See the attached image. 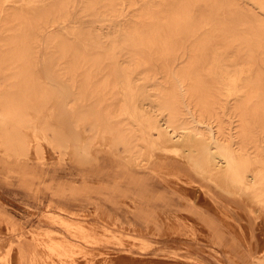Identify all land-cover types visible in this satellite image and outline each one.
I'll return each instance as SVG.
<instances>
[{
	"label": "bare ground",
	"instance_id": "bare-ground-1",
	"mask_svg": "<svg viewBox=\"0 0 264 264\" xmlns=\"http://www.w3.org/2000/svg\"><path fill=\"white\" fill-rule=\"evenodd\" d=\"M73 12L95 23L74 25ZM39 33L48 49L45 70L68 84L67 116L55 106L64 101L61 90L38 71ZM44 138L61 157L73 144L88 153L98 141L119 151L126 166L108 187L137 196L130 201L137 212L147 201L153 208L182 206L206 223L212 220L198 202H208L237 228L230 217L241 207L222 198L230 191L248 198L264 225V0H0L1 157L29 158L32 148L42 158ZM156 152L179 158L219 190L196 182L195 203L174 177L178 184L153 187ZM16 236L10 264H79L69 241ZM251 260L264 264V248Z\"/></svg>",
	"mask_w": 264,
	"mask_h": 264
},
{
	"label": "crops",
	"instance_id": "crops-1",
	"mask_svg": "<svg viewBox=\"0 0 264 264\" xmlns=\"http://www.w3.org/2000/svg\"><path fill=\"white\" fill-rule=\"evenodd\" d=\"M7 161L9 160L0 162V180L2 182L8 179L11 182L10 174L17 171H21L25 175L23 178L12 180L13 184L23 189L20 191L21 194L13 195L10 192L14 190L10 191L12 188L7 185L0 187V212L8 225L16 227L19 224L33 232L46 229L57 233L62 240L101 252L106 251L109 246L107 231L110 228L121 232V234H131L130 236L142 238L141 240L145 242H153L157 245H170V241L178 239L183 246L202 245L213 250L218 249L222 259L209 256L210 264H214V262L251 264V255H254L251 249L254 247L253 238L250 239L248 235L236 233V231H245L242 228L243 224L232 228L231 223L221 221L220 209L215 208L211 203L213 210L206 209L204 213L212 222L206 223L198 217L188 214V211H185L182 206L179 207V210L175 206L153 208L147 201L148 204L141 207L143 211L137 212L135 209H139V206L131 203V199L137 196H128L121 194L120 191L109 190L108 185L111 186L113 183L109 181L110 170L107 161L90 164L85 170H79L75 174L73 172V175L61 174L55 167L51 170V175H48L49 170H46L44 162L33 165L25 160L19 161V159L13 160L14 162ZM7 166H9L10 172L4 169ZM96 168L103 169L104 172L98 173ZM158 182L162 183V187L165 188L166 185L163 183H166V180H158ZM161 193L166 198H174L180 205L184 204L182 198L177 194L166 191ZM114 198L121 201L118 203L117 199L116 202L110 201ZM13 204L15 205L11 206ZM7 206L11 210L8 211ZM8 213L19 214L23 216V219L18 222L5 216ZM163 213L174 216L177 220L167 224L159 222L160 215ZM47 214L60 216L68 223L67 225L74 226L75 230L59 223L54 225V222H52L53 224L46 222L47 225H43L40 220H43V216ZM177 214L184 218L190 216L192 221L189 223L179 221ZM141 215L147 216V226L143 224L145 219ZM242 236L250 240H243ZM81 237H84V240H81ZM225 245L229 247L224 249L222 246ZM208 253L213 255L211 251ZM205 258L200 257V260L207 262Z\"/></svg>",
	"mask_w": 264,
	"mask_h": 264
},
{
	"label": "rangeland",
	"instance_id": "rangeland-1",
	"mask_svg": "<svg viewBox=\"0 0 264 264\" xmlns=\"http://www.w3.org/2000/svg\"><path fill=\"white\" fill-rule=\"evenodd\" d=\"M75 2H79V0H75ZM138 2H144V0H138ZM130 8H127L129 10ZM95 17L92 15H86V16H77L76 13L73 12L69 20H73L74 25H81L85 27H91L92 24L95 23L94 21ZM39 44L38 47L35 49V55L36 61H37V67L40 75L51 85H54L55 87H58L62 94L63 98L60 100H64L63 103L60 101L55 102V106H60L62 112L64 115L67 114V106H66V97L69 96L70 90L68 88V84L65 81L60 80L57 76H55L53 73L50 74L45 70V63L44 57L47 54L48 49L45 47V36L43 33H39ZM59 99V98H58ZM54 101H49L48 106L51 107L53 106ZM68 129L72 130V126L70 122L67 123ZM46 137V136H45ZM45 140L44 145L45 148H43V153H42V158H36L33 154L34 150L31 148L29 154V158H20L19 161H27V163L37 165L39 162H44L45 167H47L46 170L48 171V175H51V170L54 169V167L58 170L59 173L61 174H68V175H73L77 173V171H82L85 170L86 168L89 167L90 164H99L104 161H107V165L109 166V181H112L114 178L112 175L114 173L119 172L122 175L123 172V166H126V163L123 162L119 151L112 150V148L106 146V144L98 143L93 145L92 148L88 153H82L80 148L73 144V152H69L68 155H64L61 157L59 155V152L54 148L52 142L48 140V138H44ZM79 155V159H78ZM155 159V167L153 168V173L152 175L155 177L151 179L153 182V186L155 187H162V183H159L158 180H168V182H171L173 184H178L177 182L173 181V177L181 181L180 189L183 192L189 193L188 190L191 191L189 194L190 200L192 202L197 203V199L195 198L194 195V190H196V194L199 192L197 191L199 187L195 184L196 182L200 181L202 183H206L209 185V191L212 190H219V187L216 186L211 180L206 178L203 175H200L198 172L195 171L190 165L186 164L179 158L173 156V155H163L160 153H155L154 154ZM2 153L0 152V162H6L2 157ZM5 159L9 160L7 162H14L13 160H17L18 158H13L12 155L6 157ZM78 165V166H76ZM111 165V166H110ZM76 166V167H75ZM168 166V167H166ZM180 169H184V171H172L176 169L177 167ZM9 166L5 167L4 169L9 171ZM38 167V166H37ZM148 166H145L143 168H138V172H145V169ZM96 168V171L98 173H103V169ZM108 170V171H109ZM10 172V171H9ZM107 172V169H106ZM30 173V172H29ZM55 173H57L55 171ZM177 173L178 175H175ZM32 174V172L30 173ZM11 175V182L6 181V180H0V187H6L9 186L12 189L10 191L14 190L12 193L13 195L21 194L20 191L23 189H20L17 185L12 183V180L17 179V178H23L25 175H23V172L17 171L14 174ZM162 176V177H161ZM164 176V177H163ZM27 177V176H26ZM29 177V176H28ZM161 178V179H160ZM5 179V178H4ZM117 179V178H116ZM156 180V181H155ZM189 181H193L190 183ZM123 184V183H122ZM163 185H166V183H163ZM22 186V184H21ZM179 186V185H178ZM22 188V187H21ZM109 189H112L111 187ZM188 189V190H187ZM200 190V189H199ZM225 190V189H222ZM224 194L222 195L223 202L227 203L226 200V194L228 196H231L232 199L231 203L235 204L238 203L241 207V212L242 213H236L233 215L231 218L232 221H236L240 224H243V227L245 231H236V233L239 235L244 234L248 235L251 233L250 231L252 230V238L253 240H256L254 243V247L251 248L253 251V254H259L260 249L264 248V225L261 223V217L262 213L256 212V207L255 205L252 204L246 198L245 196L237 193H232L230 191H227V193L223 192ZM230 194V195H229ZM200 195V193H199ZM206 197V196H205ZM195 198V199H194ZM207 198V197H206ZM199 201L198 204H200L201 208L203 210H213L211 207L210 203H203ZM15 204L11 205L14 206ZM10 207L7 206V210ZM179 210V207H176ZM14 211V209H12ZM255 210V211H254ZM17 212V210H15ZM258 211V210H257ZM188 213V212H187ZM221 213L220 220L225 221L226 219H229L227 216V212L224 210V215ZM244 213V214H243ZM190 214V213H188ZM8 218H13L17 220L18 222L23 219V216L16 214V213H8V215H5ZM52 215L47 214L43 216V220H40V223L43 225H47L46 222L52 223L51 219ZM48 218V219H47ZM177 218L179 221H183L186 223L191 222L192 219L189 217L184 218L183 216H180L177 214ZM57 223H54L56 225ZM58 225V224H57ZM64 225V224H62ZM67 228H70L71 230H75L74 226L72 225H64ZM13 228V229H12ZM8 232V233H7ZM16 232L19 234L26 235L27 239L29 241H33L34 235L38 236L40 238H47L48 236L53 238L55 237L56 239H60L57 233H53L49 230L46 229H41L39 231H30L28 228H25L22 225H16V227L11 226L10 224L8 225L5 220H3V215H1L0 212V264H10V262H13L14 258V250L10 248L11 244L13 243L14 237L17 238ZM7 233V234H6ZM75 233V232H73ZM258 235H257V234ZM27 235H32V236H27ZM131 234H121V232L113 229H108L107 231V239H108V244L109 246L106 248V251H99V250H93L86 248V247H81V246H74L75 249V255H76V261L79 262V264H210V259L208 258L211 257H216L218 259H222L221 254L219 253L218 249H212L209 247H205L202 245H190V246H183L180 244V241L178 239L174 241H170V245H157L154 244L153 242H145L141 240L142 238H136L134 236H130ZM7 236V237H6ZM76 236V235H74ZM259 237V238H258ZM178 238V237H177ZM146 239V238H144ZM81 240H84V237H81ZM70 242V241H69ZM73 243V242H70ZM74 244V243H73ZM150 244V245H149ZM151 244H153L151 246ZM155 245V246H154ZM53 247V246H51ZM49 245V248H51ZM34 248V247H33ZM44 248V251L47 252V250H50L47 247H42ZM52 249V248H51ZM227 249V248H226ZM222 251V249L220 248ZM208 251H211L213 255L208 253ZM83 253L85 255H83ZM13 255V256H12ZM108 255L110 258L112 257L113 260L110 262H107V257ZM207 256V257H206ZM44 257V256H42ZM201 258H205L207 262H203V260H200ZM116 259H118L116 261ZM47 259L46 262H42V264H48L51 260ZM124 260V261H123ZM109 261V259H108ZM163 261V262H161ZM220 261V260H219ZM203 262V263H202ZM214 264H220V263H215ZM237 264V263H236ZM251 264L253 262L251 261Z\"/></svg>",
	"mask_w": 264,
	"mask_h": 264
}]
</instances>
